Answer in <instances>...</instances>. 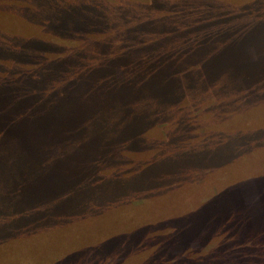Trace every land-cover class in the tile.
<instances>
[{"label":"rangeland","instance_id":"1","mask_svg":"<svg viewBox=\"0 0 264 264\" xmlns=\"http://www.w3.org/2000/svg\"><path fill=\"white\" fill-rule=\"evenodd\" d=\"M7 194L0 264H264V0H0Z\"/></svg>","mask_w":264,"mask_h":264},{"label":"trees","instance_id":"2","mask_svg":"<svg viewBox=\"0 0 264 264\" xmlns=\"http://www.w3.org/2000/svg\"><path fill=\"white\" fill-rule=\"evenodd\" d=\"M3 55H6V54H3ZM7 55H12V57H15V58H17L18 56H17V54H7ZM26 59H28V58H25V60ZM22 60H24V59H22ZM17 78V77H16ZM15 78V79H16ZM51 79L50 78H48L46 81H44V82H42L44 85L41 87V90L45 93V88H46V86H48V87H50L53 83H51ZM7 86V84L5 85V87ZM11 90H12V88H10ZM10 89H8L7 88V90L6 91H8L9 93H12V91L10 90ZM55 91V89H53L51 92H54ZM20 164V163H19ZM20 166V170H21V174L18 176V178L21 176V177H25V176H27V175H29V176H31L32 178H34L32 175H31V173H30V171L29 170H27V168L24 166V164H22V165H19ZM35 179V178H34ZM19 180V179H18ZM7 190V189H6ZM42 190V192L44 193V191H43V189H41ZM41 190H38V192H40V193H42L41 192ZM47 192V191H46ZM7 201H5V207L4 208H2L1 210H0V212H1V214L2 213H5L6 211H8V210H11V209H13V210H16V208H15V205L16 204H18V205H25L26 204V202H24L23 200L21 201V200H14L13 199V196L12 195H8L7 194ZM4 210H6V211H4ZM62 215V214H61ZM35 217V216H34ZM34 217H30V215H29V220H30V218L31 219H34ZM37 217H39L38 215H37ZM24 219H27V218H25V216H24ZM11 222V221H10ZM16 222V220H12V224H14ZM17 223H21V222H17ZM3 224L5 225V226H11L12 224H8V223H4L3 222Z\"/></svg>","mask_w":264,"mask_h":264}]
</instances>
